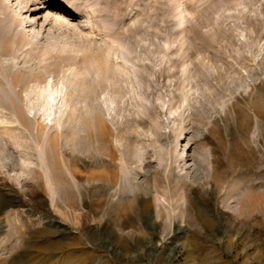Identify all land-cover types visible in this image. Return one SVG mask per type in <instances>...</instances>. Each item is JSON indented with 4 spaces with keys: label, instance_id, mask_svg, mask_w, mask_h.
Returning <instances> with one entry per match:
<instances>
[{
    "label": "rangeland",
    "instance_id": "rangeland-1",
    "mask_svg": "<svg viewBox=\"0 0 264 264\" xmlns=\"http://www.w3.org/2000/svg\"><path fill=\"white\" fill-rule=\"evenodd\" d=\"M0 3V264H264V0Z\"/></svg>",
    "mask_w": 264,
    "mask_h": 264
},
{
    "label": "bare ground",
    "instance_id": "bare-ground-1",
    "mask_svg": "<svg viewBox=\"0 0 264 264\" xmlns=\"http://www.w3.org/2000/svg\"><path fill=\"white\" fill-rule=\"evenodd\" d=\"M53 1L56 3H53V5H51V9L58 12L59 14L66 15L70 18H76V13L79 12V10L81 9L79 6L74 5L75 4L74 0H53ZM0 5H1V3H0ZM113 8L115 9V6ZM1 10H2V6H0V11ZM54 90L55 89H52V88L50 90H46V88H45L44 90H41V92H39L37 94L38 98L40 99V102L38 104V108H39V111L41 113V117L46 122H48V120L50 121L49 117L52 116V113L54 111L53 109L55 108V105H54L55 101L54 100H55V96H56L55 95L56 91H54ZM37 103H38V101H37ZM48 104H49V107L46 106ZM180 134H182V132ZM119 161L121 162L120 170L123 169L121 172L123 182H124L125 186L128 187V173L129 172H128L127 164L123 159H120ZM107 176H109V175L106 173V171L102 170V171L98 172L95 176L92 175L90 177H93V178L96 177L97 179H105ZM69 180L74 182V179L72 178V176L69 178ZM125 190L127 192L129 189L125 188ZM51 199H50V204L52 205L53 201ZM252 200H254V199H252ZM157 202H159V204H162L163 206L165 205L163 199H158ZM144 208H143V210H144Z\"/></svg>",
    "mask_w": 264,
    "mask_h": 264
},
{
    "label": "water",
    "instance_id": "water-1",
    "mask_svg": "<svg viewBox=\"0 0 264 264\" xmlns=\"http://www.w3.org/2000/svg\"><path fill=\"white\" fill-rule=\"evenodd\" d=\"M37 98H38V96H36V97H35V99H36V100H37ZM48 102H49V101H48ZM46 106H48V107H49V104H48V105H46ZM42 109H43V108H42ZM50 109H51V108H50Z\"/></svg>",
    "mask_w": 264,
    "mask_h": 264
}]
</instances>
